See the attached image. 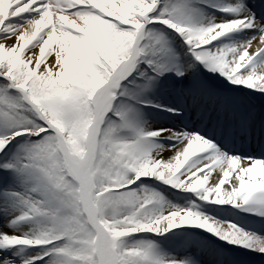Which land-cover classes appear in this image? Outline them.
I'll return each mask as SVG.
<instances>
[{
	"label": "snow or ice",
	"instance_id": "obj_1",
	"mask_svg": "<svg viewBox=\"0 0 264 264\" xmlns=\"http://www.w3.org/2000/svg\"><path fill=\"white\" fill-rule=\"evenodd\" d=\"M0 264H264V0H0Z\"/></svg>",
	"mask_w": 264,
	"mask_h": 264
}]
</instances>
